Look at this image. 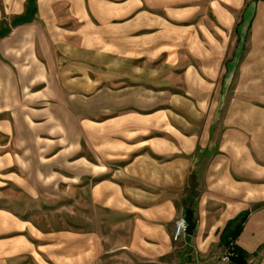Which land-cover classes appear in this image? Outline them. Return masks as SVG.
I'll return each mask as SVG.
<instances>
[{"label": "crops", "instance_id": "obj_1", "mask_svg": "<svg viewBox=\"0 0 264 264\" xmlns=\"http://www.w3.org/2000/svg\"><path fill=\"white\" fill-rule=\"evenodd\" d=\"M0 193V264H264V0H0Z\"/></svg>", "mask_w": 264, "mask_h": 264}, {"label": "trees", "instance_id": "obj_2", "mask_svg": "<svg viewBox=\"0 0 264 264\" xmlns=\"http://www.w3.org/2000/svg\"><path fill=\"white\" fill-rule=\"evenodd\" d=\"M247 218L248 214L245 213L232 220L228 223L221 235V242L225 246V248L232 247V264H249V257L247 253L235 245V242L243 232Z\"/></svg>", "mask_w": 264, "mask_h": 264}, {"label": "built area", "instance_id": "obj_3", "mask_svg": "<svg viewBox=\"0 0 264 264\" xmlns=\"http://www.w3.org/2000/svg\"><path fill=\"white\" fill-rule=\"evenodd\" d=\"M188 224L185 219H181L176 224L175 240L178 241L181 236L187 234ZM232 246V245H231ZM233 251L232 247H226L223 254L216 264H232Z\"/></svg>", "mask_w": 264, "mask_h": 264}, {"label": "water", "instance_id": "obj_4", "mask_svg": "<svg viewBox=\"0 0 264 264\" xmlns=\"http://www.w3.org/2000/svg\"><path fill=\"white\" fill-rule=\"evenodd\" d=\"M186 222L188 224V228H187V235H190L192 236L195 229H196V224L194 222V219H193V213L192 212H188L187 213V216H186Z\"/></svg>", "mask_w": 264, "mask_h": 264}, {"label": "rangeland", "instance_id": "obj_5", "mask_svg": "<svg viewBox=\"0 0 264 264\" xmlns=\"http://www.w3.org/2000/svg\"><path fill=\"white\" fill-rule=\"evenodd\" d=\"M172 27V26H171ZM2 201H3V198H2V195H1V193H0V205H1V203H2ZM42 214H43V216L44 215H46V216H50V214H51V216H52V213H46V212H42ZM55 216L53 217V220L54 221H56V220H58V223H62V222H64L65 223V217H66V214L63 212V213H59V214H54ZM58 215V218H55L56 216Z\"/></svg>", "mask_w": 264, "mask_h": 264}]
</instances>
